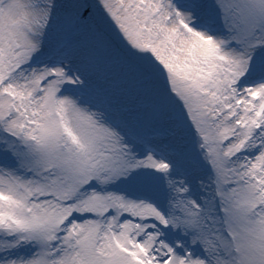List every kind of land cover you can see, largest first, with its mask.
I'll return each instance as SVG.
<instances>
[{
    "label": "snow or ice",
    "instance_id": "1",
    "mask_svg": "<svg viewBox=\"0 0 264 264\" xmlns=\"http://www.w3.org/2000/svg\"><path fill=\"white\" fill-rule=\"evenodd\" d=\"M0 264H264V0H0Z\"/></svg>",
    "mask_w": 264,
    "mask_h": 264
}]
</instances>
